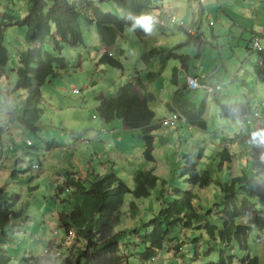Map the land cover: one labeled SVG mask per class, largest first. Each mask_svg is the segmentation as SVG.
<instances>
[{
	"label": "rangeland",
	"instance_id": "374dc122",
	"mask_svg": "<svg viewBox=\"0 0 264 264\" xmlns=\"http://www.w3.org/2000/svg\"><path fill=\"white\" fill-rule=\"evenodd\" d=\"M94 1L104 11L121 19L129 15L119 0ZM48 2L52 6L53 0ZM79 4L83 9V3ZM153 5L143 13L159 17L165 23L163 28L141 38L128 29L109 49L121 61L122 69L100 64L103 50L97 25L81 19L84 45H66L62 52L66 68L60 69L58 76L50 77L40 87L42 115L37 134L26 132L23 136L16 125L4 127L9 111L21 109L27 98L25 91H14L17 83L15 70L20 66V54L26 49V29L7 31L6 44L11 57L5 76L0 79V128L4 127L10 133H5L0 142V188L11 198H19L14 211L22 212L25 220L11 235L12 244L8 247L16 262L32 256L41 257L53 244L44 258L52 256L55 259L53 264H59L57 259L65 257L71 246L79 244L77 238L64 241L65 232L57 230L56 213L64 208L53 197L54 184L62 185V178L69 173L84 177L89 172L99 176L113 172L134 189L136 172L154 168L159 182L151 190L150 197L135 199L127 194L121 209V223L116 228L125 232L121 237L122 244L135 245L137 238L133 230L136 228L139 233H144V225L165 204L175 201L177 190L196 195L199 212H211L217 222V212L224 209L222 187L229 185L233 178L244 175L253 181V174L264 170V145L251 140L253 131L264 129V75L260 77L259 67L260 60H264V0H164ZM28 7L29 0H0V10H14L19 19L26 17ZM172 16L177 22L171 20ZM190 30L192 35L201 36V42L189 41ZM256 36L261 38L260 51L252 46ZM178 46L175 53L179 58H173L165 65H161L159 58L148 63L142 59L153 49L167 52ZM185 58L188 59L186 62ZM186 71L191 76L206 75L213 86H221L217 94L207 95L204 116L207 128L188 123H180L175 129L167 124L161 125L153 133L155 163H148L144 157L143 133L128 129L120 120L104 122L97 108L102 99L115 96L126 83L140 81L146 92L155 97L149 105L157 124L169 116L168 97L185 84ZM151 73H155V77L149 79ZM175 77L176 83L173 81ZM205 93L203 89L191 91L189 99L199 104ZM237 106L244 109L257 106L262 120L248 123L240 116H230L229 108ZM28 141L31 146L27 145ZM52 144L53 147L49 148ZM12 147L14 151H11ZM225 151L232 158L231 163L224 162ZM186 154L192 156L199 172L210 173L212 182L209 187L191 186L188 177L182 175ZM33 165L38 169H33ZM12 173L17 175L16 180L11 178ZM85 179L91 180V175ZM238 193V202L243 208L244 198L249 199V196L246 192ZM65 198L67 194L62 196ZM249 201L256 211L238 220L239 224L253 229L249 236V252L236 248L234 264H241L247 254L259 257L264 264V239L261 238L264 237V201L259 196ZM132 202L138 207L135 218L131 216ZM183 234L187 239L183 240L181 252L174 253L173 241L169 245L171 251L166 247L154 259L144 263L133 255L127 259L121 254V264H207L219 261L223 243L212 240L205 227L199 229L196 225L178 235L183 237ZM196 246L200 255L210 247L215 251L198 258ZM142 249L139 244L134 251Z\"/></svg>",
	"mask_w": 264,
	"mask_h": 264
},
{
	"label": "trees",
	"instance_id": "16d2710c",
	"mask_svg": "<svg viewBox=\"0 0 264 264\" xmlns=\"http://www.w3.org/2000/svg\"><path fill=\"white\" fill-rule=\"evenodd\" d=\"M119 1L126 12L134 14L152 9L154 3L164 0ZM80 2L83 3V9H80ZM82 18L90 24L97 25L103 50L100 64L122 69L121 61L116 59L109 49L113 48L118 37L131 27L132 21L104 11L94 0H53L52 6L48 0H29L28 14L22 19L17 18L14 10H0V79L6 74L11 57L6 44L7 31L11 28L26 29V49L20 54V66L15 70L17 83L14 91H25L27 98L21 109L9 111V119L4 127L16 125L23 136L27 134L26 132L31 134L40 132L38 126L42 115L40 87L50 77L58 76L60 69L66 68V61L62 56L66 45L70 47L84 45ZM159 27L163 28V25L153 22L150 33H145L140 28L132 32L141 38L151 35ZM189 36L190 42L197 44L201 42L199 34ZM179 47L167 52L153 49L146 52L142 59L148 63L159 58L161 65H165L169 60L179 58L175 53ZM187 60L185 58L184 62ZM153 77L155 73L148 76L149 79ZM173 81L176 83V77ZM190 93L191 90L186 82L182 88L177 89L171 102L167 104L168 110L185 117L189 125L206 129L207 123L204 116L207 111L208 94L201 103L197 104L189 99ZM154 99V95L146 92L145 86L140 81L134 80L120 87L115 96L102 99L97 108L98 115L104 122L120 120L128 129L142 131L145 141L144 157L148 163H155L153 133L160 127L155 124V113L149 105ZM238 109L239 106L230 107L228 114ZM4 127L0 128V142L3 135L9 133V130ZM51 147L53 144L49 148ZM225 152L224 162L231 163L232 158L227 151ZM184 161L185 165L181 173L188 177L189 185L201 189L209 187L212 182L210 173L199 172L197 164L189 154L184 156ZM154 172V168L149 171H137L134 177V189H130L113 172L104 176L89 172L84 177L69 173L65 177L66 184L54 190L53 197L64 208L61 212L57 211L56 219L60 230L65 233L71 229L76 231L79 244L71 247L65 257H59L57 259L60 261L59 264H121L123 260L121 254L127 259L133 255L135 259L138 258L141 263H144L154 259L158 252L166 247L169 250V245L173 241H175L172 245L174 253L183 251V240L187 239V236L183 234V237H179L178 234L194 229L196 225L199 229L205 227L208 236L212 240H220L224 246L219 261H211L207 264H234L233 253L236 248L249 252V236L253 229L251 226L239 224L238 220L256 211L249 200L259 196L264 201V170L254 173L253 181L244 175L233 178L229 185L222 187L225 195L224 209L217 212L219 213L218 216L216 215L217 222H214L215 216H212L211 212L207 214L199 212L196 206V195L177 190L175 194L178 197L175 201L165 204L159 213L144 225V233H139L136 228L133 230L137 238L135 245L129 242L122 244L121 237L125 232L118 231L116 228L121 223L124 197L127 194H131L135 199L150 197L151 190L159 182ZM90 175L91 180L85 179ZM11 178L16 180L17 175L12 173ZM241 191L249 196V199L244 198L243 208L238 202L240 199L238 192L241 193ZM64 194H67V198L62 199ZM18 201V197L11 198L0 188V264H53V261L55 263L52 256L50 258L32 256L24 258L22 262H16L14 256L8 251V247L12 244L11 235L16 232L18 224L22 225L25 222L22 212L14 211ZM67 206L68 210L65 209ZM130 209L132 218H135L138 207L134 202L131 203ZM261 238L264 239V237ZM139 244L143 246V249L140 252L134 251ZM52 245L50 244L48 248ZM212 251H215V248L210 247L208 251L200 255V249L196 246L198 258L208 256ZM241 264H262V262L259 257L247 254L243 257Z\"/></svg>",
	"mask_w": 264,
	"mask_h": 264
},
{
	"label": "built area",
	"instance_id": "2783aa9c",
	"mask_svg": "<svg viewBox=\"0 0 264 264\" xmlns=\"http://www.w3.org/2000/svg\"><path fill=\"white\" fill-rule=\"evenodd\" d=\"M172 21L176 22L175 18H173ZM180 26L183 27V23L182 22L180 23ZM189 33L193 34L191 31H189ZM260 41H261V38L259 36H257L254 39V41L252 43V46H253L254 50H257V51L262 50V47L260 45ZM259 67H260V71H261L260 75L263 76L264 75V60H260ZM206 79L207 78H206L205 75L201 76V77H188L187 78L188 88L190 90H192V91L193 90L195 91V90L203 89L207 94H213V93L218 92L219 90H221V86H219V85L213 86L211 84H207ZM74 93L77 94L78 91L75 90ZM262 106L264 108V102L262 103ZM239 116L242 117L244 120H246L248 123H256V122L262 120L261 115H260V113H259L257 108L252 110V112H250L249 114H243V115L241 114ZM263 121H264V119H263ZM180 123H186V119L184 117H182L177 112L170 113L169 116L166 119L161 121V125L167 124L168 127L173 128V129L177 128ZM27 145L31 146L32 143L30 141H28ZM31 167L33 169L37 168L36 165H33ZM62 179H63L62 185H65L66 184L65 177L62 178ZM54 186L57 188L58 186H61V185L60 184H54ZM57 230H58V228H57ZM57 233H58V231H57ZM63 238H64V241H66V242H71V241L76 240V231L73 230V229L69 230L67 233H65ZM50 249L51 248H46L44 250V253H46V254H43L42 256H45V257L48 256V254L50 252ZM58 253H59V255H61L60 251Z\"/></svg>",
	"mask_w": 264,
	"mask_h": 264
},
{
	"label": "clouds",
	"instance_id": "9594fccd",
	"mask_svg": "<svg viewBox=\"0 0 264 264\" xmlns=\"http://www.w3.org/2000/svg\"><path fill=\"white\" fill-rule=\"evenodd\" d=\"M127 19L132 21L129 31H134L137 28L142 29L145 33L152 31L153 17L150 14L142 13L140 15H133L129 13ZM251 140L253 143L264 145V129L253 131L251 133Z\"/></svg>",
	"mask_w": 264,
	"mask_h": 264
},
{
	"label": "crops",
	"instance_id": "0c3cea01",
	"mask_svg": "<svg viewBox=\"0 0 264 264\" xmlns=\"http://www.w3.org/2000/svg\"><path fill=\"white\" fill-rule=\"evenodd\" d=\"M188 6L190 7V6H192V5H190V4H188ZM127 13H129V12H127ZM143 13V12H142ZM142 13H134V15H140V14H142ZM153 17V22H156V23H158V24H160V25H165V23L164 22H162L160 19H159V17H157V16H152ZM173 18H175V20H176V22H177V19H176V17L175 16H172L171 17V20L173 19ZM259 18V17H258ZM182 23H183V25H184V22L183 21H181ZM180 22V23H181ZM192 33H193V31L192 30H190ZM263 33H264V31H263ZM98 37H99V35H98ZM257 37V36H256ZM255 37V38H256ZM99 40H100V37H99ZM260 44H261V41H260ZM186 73H187V76H186V82H187V78L188 77H201V76H204V75H201V76H191V75H189V73H188V71H186ZM206 76V75H205ZM260 77H263L262 75H260ZM206 78H207V76H206ZM185 82V83H186ZM206 82H207V84H211V82H209L208 81V79H206ZM212 85V84H211ZM219 86H220V84H219ZM192 91V90H191ZM194 91V90H193ZM195 91H197V90H195ZM219 91H221V90H219ZM218 91V92H219ZM175 94V92L173 93V94H170V96L168 97V101H167V103L166 104H168V103H170L171 102V100H172V97H173V95ZM206 94V93H205ZM213 94H217V92H215V93H213ZM155 98V97H154ZM155 100V99H154ZM168 108V107H167ZM255 108H257L258 109V107L256 106ZM255 108H252L251 106H249L247 109H244V107H242V106H239V109L238 110H234V111H232L231 112V114H229L230 116H232V117H237V116H239L240 114L239 113H242V115L243 114H249L250 112H252V110H254ZM170 112V111H169ZM170 113H172V112H170ZM185 118V117H184ZM186 119V118H185ZM186 123H188V121L186 120ZM156 124V123H155ZM189 124V123H188ZM125 125V124H124ZM156 125H159V126H161V121H159ZM126 126V125H125ZM18 131H20V130H18ZM141 131V130H140ZM142 132V131H141ZM10 133V132H9ZM8 133V134H9ZM21 134V133H20ZM11 151H14V149H13V147L11 148ZM58 228V227H57ZM59 229V228H58ZM59 238V237H58ZM59 244H56V246H58Z\"/></svg>",
	"mask_w": 264,
	"mask_h": 264
},
{
	"label": "bare ground",
	"instance_id": "6f19581e",
	"mask_svg": "<svg viewBox=\"0 0 264 264\" xmlns=\"http://www.w3.org/2000/svg\"><path fill=\"white\" fill-rule=\"evenodd\" d=\"M38 169V168H37ZM62 180V179H61ZM61 182V181H60ZM57 192V191H56ZM54 194V193H53ZM62 232V231H61Z\"/></svg>",
	"mask_w": 264,
	"mask_h": 264
}]
</instances>
